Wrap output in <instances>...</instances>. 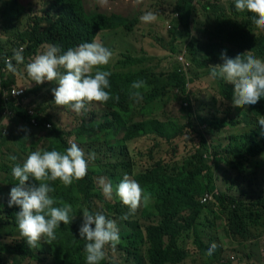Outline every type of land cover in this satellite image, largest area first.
I'll use <instances>...</instances> for the list:
<instances>
[{"label":"trees","instance_id":"trees-1","mask_svg":"<svg viewBox=\"0 0 264 264\" xmlns=\"http://www.w3.org/2000/svg\"><path fill=\"white\" fill-rule=\"evenodd\" d=\"M51 1L53 12L49 11L34 26L30 19L28 28L17 35V48L21 45L25 46L22 52L25 64L30 56L38 54V48L42 45H56L63 52L83 42L97 41L102 32L115 33L131 30L138 23L135 15L129 19L122 18L115 12L100 11L99 9L87 11L85 0ZM195 1L177 0L174 7L177 22L185 27L187 35L190 34L191 17L196 15L193 6ZM211 1L205 0L200 8L201 16L205 19L204 22L217 20L214 41L201 47V52L195 46V49L189 52L188 59L191 62H196L199 69L203 68L207 60L216 65L221 64L220 54L224 51L230 58L250 51L257 58L264 59V34L261 29L260 34H257L258 29L253 23V14L237 12L234 0H228V15L217 16L215 14L218 9L217 5L213 3V0ZM1 2L6 4L7 10L16 5L15 0H0ZM194 21L197 23V19ZM171 45L169 47L173 51L174 48ZM117 56L116 62L109 63L103 70L112 73L109 77L110 89L108 91L113 97L118 95L119 101L116 102L113 99L106 104L92 103L87 105L88 110L79 114L78 117V125H80L75 136L78 135L87 140L88 148L94 149V151L88 149L89 153L85 152L86 156L95 154L86 177L80 181H74L68 187L63 186L59 181L52 183L55 191L51 195L57 201L55 206L71 205L72 223L64 225L61 222L60 228L57 229V240L51 244L41 240L38 248L31 249L26 240L19 235L16 220V214L20 211L19 207L15 205L9 207L6 203L4 210H0V227L3 229L0 230V250L2 252L0 264H37L47 262L48 259L51 264H85L84 245L86 242L79 237L83 210L87 208L90 212H97L96 199H100L104 203L101 209L105 213L107 210L109 214H115L120 219L127 212L124 209L127 207L122 203L110 202L103 198L96 189L95 177L107 176L116 186L118 185L117 178H123L125 174L136 180L150 194L152 200L151 213L145 208L138 210L127 221L120 219L121 222L128 225L126 231L138 230L143 233L137 236L121 235V239L125 243L124 247L137 244L136 238L144 243L145 252L142 263H185V260L189 259V252L184 246V239L191 234L197 255L203 263L219 264L221 255L217 252L211 256L207 254L209 244L204 243L198 231V225L206 221L203 217L204 214L206 212L215 213L216 210L212 208L215 205L224 214V230L230 243L233 245L232 241H234L239 244V248L245 247V250L249 251L245 254L247 258L253 254L254 258L264 261V257L260 255V252L264 255V246L257 238L264 229L262 227L264 220L258 224L260 217L264 214V195H260L254 200L248 197L237 198L226 189L221 192L216 187L214 188L215 178H213L212 166L204 158L205 153L210 151L211 145L207 142L204 134L199 135L196 150H191L187 156L172 163L157 159L144 168L135 169L133 158L128 152V144L137 139L152 136L171 145L176 139L185 135L189 129H193L190 121L180 125L172 116L160 118V115L154 112L160 110L162 113H166L165 106L168 99L175 98L177 94L188 92L187 84L190 73L188 65L179 63L168 69L159 70L156 68L157 63H154V61H159L155 54L142 52L134 55L120 52ZM207 73L210 76V70ZM137 80L146 82V87L140 89L143 98L139 103L129 98V93L132 90L131 85L133 81ZM215 81L222 98L232 100L234 85L221 80ZM15 82L10 78L4 86L8 87V84ZM9 107L19 111V117L24 120L25 126L21 122L14 128H24L19 136L21 141H24L26 149L29 151L28 154L37 150L53 149L63 152L69 146V141L65 137L66 132L57 123H52V127L47 130L48 135H53L54 139L43 144L39 143L33 134L27 131L29 126L26 110L17 107L14 102ZM183 107H188L191 111L190 104ZM0 108L1 117L3 109L1 104ZM234 110L239 113L246 110L244 119L259 126L258 118L264 116V98H261L255 105L236 107ZM41 112L38 111V113ZM227 114L221 118L216 117V120L212 118L213 121L210 124L233 126L239 122L237 119L232 120ZM47 120L51 119L47 118ZM202 121H204L203 118ZM259 129L261 131V128ZM12 130L13 128L8 136L2 135L0 145L6 141L10 142L14 134ZM259 131L252 130L249 133V139L246 142L250 146L243 151L242 157L244 154L250 153L257 156L264 152V134L260 136ZM256 135L259 136V140L256 139ZM26 136L27 139H25ZM230 148L232 145H229L224 151L229 152ZM233 149L238 150V146L235 145ZM22 152L27 155L25 150ZM214 152L216 154V151ZM209 157L213 158V155H209ZM25 160L26 158H23V161ZM230 164L233 168H238L241 174L246 172L247 167L241 165V161L233 160ZM95 167L99 168L98 171L93 169ZM9 169L12 168L9 167ZM246 177L250 178L251 176ZM32 183L38 184L35 181ZM252 186L251 182H246L238 195L249 193ZM214 189L218 191L217 194L213 193L216 201L201 202V197ZM79 215H82L81 219ZM251 238L257 239L251 240ZM214 241L215 239L212 238L211 244ZM231 256H227L228 261L220 264H233L230 260ZM17 259L18 263H14ZM101 264L123 263L116 259L111 260L106 255Z\"/></svg>","mask_w":264,"mask_h":264},{"label":"rangeland","instance_id":"rangeland-1","mask_svg":"<svg viewBox=\"0 0 264 264\" xmlns=\"http://www.w3.org/2000/svg\"><path fill=\"white\" fill-rule=\"evenodd\" d=\"M15 1L16 5L14 8L0 13V48L2 50H15L18 47L17 35L28 28L30 19H32V26H34L35 23L41 18H44L49 11L53 12L51 0ZM176 2L177 0H108L106 5H102L100 0H85L84 4L87 11L99 9L100 11L115 12L122 18L130 19L135 15L138 19V23L131 30H123L115 33L102 32L100 34L97 41L113 52L110 64L116 62L118 59L117 55L120 52H128L134 55L148 52L156 55L159 61H154V63H157V69L162 70L168 69L174 64H179L177 55L183 50H185V57L188 59L189 52L194 50L195 46L201 52V47H205L208 43L214 41L215 38L217 20L204 22L205 19L201 16L200 7L205 0H196L193 4L196 15L194 14V16L191 17L189 35L185 33V27L179 25L177 22L174 12ZM209 2L212 1L209 0ZM213 3H215L218 8L215 13L217 16L228 15V1L226 5L223 3L222 5H218L217 0H213ZM2 6L4 5L2 4ZM149 11L155 14V21L151 23L142 22L140 17L145 12ZM243 13L246 14L247 12ZM194 19H197V23ZM257 29V34H260V29ZM261 31L264 34V30ZM170 44H172L171 47L174 48L173 51L169 47ZM47 46L48 44L39 47L38 54L46 50ZM34 57L35 56L30 57L29 59L32 60ZM29 62L31 61L27 60V63ZM199 62L201 63V61ZM212 65L216 64L207 60L203 66L205 69H199L196 62L190 61L189 82L187 84L188 92L177 94L178 96L176 95L175 98L168 99L165 106L166 113H162L160 110L154 111L160 115V118L172 116L180 125L187 124L190 121L193 129H189L185 135L176 139L171 145L160 138L150 136L130 142L127 149L133 158L135 169L144 168L157 159L172 163L187 156L191 150H196L199 135L204 134L207 142L211 145L210 151L205 153L206 156L204 158L206 161H209L212 166L213 178H215L214 188L216 187L221 192H224V189H226L237 198L248 197L254 200L260 195H264V152L261 153L262 155L257 156L251 155L250 153L244 154L243 157L242 153L250 146V144L246 142V140L249 139V133L252 130L259 131L261 126H256L244 119L246 110L240 113L235 111L234 108L236 107H233V99L224 100L222 98L217 87V82L211 79L207 73ZM8 77L22 80L19 81L18 84L27 87V99L29 103L35 105L37 111H42V113L46 115L45 118H50L53 124L57 123L62 130L66 132L65 137L69 142H76L87 153H89L88 149L94 151V149L88 148L89 146L86 144L87 140L78 135L75 136L80 125H78V117L80 115L73 112L70 108H63L55 105L54 96L51 91L52 88L57 86L54 82H45L39 85L32 82L24 71V65H18L17 73H10ZM165 99H167V97H165ZM189 104L191 106V111H189L188 107H183ZM230 109L233 110L228 111ZM226 114L232 120L237 119L239 122L233 126L228 124L224 126L210 124V122L213 121L212 118L216 120V117L221 118ZM202 118L204 121H202ZM20 120L25 126L24 120L21 118ZM13 122L18 123L17 118ZM15 126L17 125H13L12 128ZM27 131L31 132V134L39 135L38 130L33 133V129L31 131L30 127ZM259 133L261 136V131H259ZM46 135L48 141H50V135H48L47 132ZM255 137L259 140L258 135ZM229 145H232V148L229 149V152H225L224 150H226ZM235 145L238 146V150L233 149ZM214 151H216V154ZM209 155H213V158H210ZM233 160L241 161V165L247 167L244 174H241L238 168L235 169L231 166L230 162ZM93 169L98 171L99 168L95 167ZM128 176L132 179L130 175ZM246 176L251 177L247 178ZM4 179L9 182L11 181V176L7 178L5 176ZM117 179L119 183L122 178L118 177ZM101 181L107 182L111 181V179L107 176H102L101 178L99 176L95 177L96 189L102 194L103 198L110 202L121 203L119 198L115 196V193H113L112 199H107L104 196ZM246 182H251L253 185L252 188H250V192L244 193V195H238V192L241 193V189L245 186ZM115 187L116 186L113 185V189H115ZM151 203L152 200L150 199L149 202L146 205H142L139 210L147 208L151 213ZM103 204L102 200L96 199L98 211L107 218L117 222L120 237L122 234H132L136 236L143 234L138 230L126 231L128 225L121 222L117 215L109 214L107 210L106 213L103 212L101 209ZM212 208L218 212H206L203 216L206 221L198 225V231L204 243L207 245L209 244V246L212 238L215 239L214 242L217 244L215 252L221 255L219 264L228 261L227 256L229 255L235 256V261L232 262L233 264H264V261L261 259L254 258L253 254L250 258H247L245 254L249 253V251L245 250V247L239 248V244L234 241H232L233 245L230 243L229 237L224 230V214L219 210L218 206L215 205ZM124 209L127 211V208ZM79 218L81 219L82 215H79ZM262 220H264V214L260 217L258 224H261ZM262 227L264 228V223ZM14 231L17 230L14 229ZM262 232L264 233V229ZM263 233H259L260 235L257 236V238L260 239ZM257 238H251V240ZM136 239L138 240L137 244L132 246L127 245L126 247H124L125 243L121 239V243L115 250H106L107 257L111 260H119L123 264H144L142 262L144 259L145 245L139 238ZM260 242L264 244L262 241ZM184 246L189 252V259L185 260L186 262L183 264H204L202 259L197 255L198 253L193 244L191 234L188 238L184 239ZM260 255L264 257L261 252ZM191 258L193 261H191ZM37 264H51V261L48 259L47 262L44 261V263L40 262Z\"/></svg>","mask_w":264,"mask_h":264},{"label":"clouds","instance_id":"clouds-1","mask_svg":"<svg viewBox=\"0 0 264 264\" xmlns=\"http://www.w3.org/2000/svg\"><path fill=\"white\" fill-rule=\"evenodd\" d=\"M100 2L106 5L108 0H100ZM234 7L237 12L253 14V23L257 28L264 30V0H234ZM5 10H7L6 4L1 2L0 13ZM140 19L142 22L151 23L155 21L156 16L149 11L145 12ZM24 49V45L15 50L0 48V52L12 56L5 60L6 71L0 72L2 97L0 104L3 106L0 123L5 118L6 109L13 112L8 118L9 124H4L6 132L2 130L1 137L8 136L13 125L17 124L13 121L21 118L19 111L9 107L13 102L17 107L26 110L28 126L32 129V114L29 113L32 105L27 99V87L18 84L22 81L19 79H14L16 82L8 84V87L4 86L10 80L9 74L17 73L18 65H24L27 77L38 85L54 82L57 86L51 91L55 105L70 108L78 115L87 111V105L92 103L106 104L113 99L116 102L119 101L118 95L113 97L108 91L109 77L112 73L103 70L112 60L113 52L102 43L96 40L83 42L63 52L56 45H48L46 50L35 55L32 60L28 59L31 62L27 64L22 54ZM220 59L221 64L210 66V77L213 80L234 85L233 107L255 105L264 98V59L257 58L250 51L238 54L234 58H230L224 51L220 54ZM12 86L24 88V93L21 96H11L8 101H5L4 90ZM144 87H146L144 80L133 81L129 98L139 103L143 98L140 89ZM12 94H18L17 90L13 89ZM18 121V125L21 124V120ZM258 124L261 126V133L264 134V116L258 118ZM1 137L0 143H2ZM94 158V153L86 156L85 151L76 142L70 141L63 152L55 149L33 151L22 165L17 164L12 167L13 187L10 189L8 206L19 207L20 211L16 214L19 235L26 240L29 248H38L41 240L51 244L58 238L57 229L60 228L61 222L64 225L72 223L71 205L55 206L57 201L51 195L55 191L52 183L59 181L63 186L68 187L74 181L84 179L89 171L90 162ZM101 185L107 199H112L115 193L120 202L127 207V212L120 217L122 221L129 220L142 205H146L151 199L150 194L127 174L115 189L111 181H101ZM79 237L86 242L85 264H101L106 258V250H115L121 243L117 222L99 211L93 213L87 208L83 210ZM216 248L217 244L213 242L207 249V254L213 255Z\"/></svg>","mask_w":264,"mask_h":264},{"label":"crops","instance_id":"crops-1","mask_svg":"<svg viewBox=\"0 0 264 264\" xmlns=\"http://www.w3.org/2000/svg\"><path fill=\"white\" fill-rule=\"evenodd\" d=\"M228 0H217L218 5H222V3L224 5H226V2ZM35 107V105H32ZM37 111V110H36ZM38 113V111H37ZM41 116V120H40V126L38 128H34L33 129V133L36 132L37 130L39 131V135H34L33 137L41 144H43L44 142L48 141L47 139V135L46 132L49 129H46V127L44 126V124L47 121L51 120H47L46 115L44 113H40ZM15 125H18L15 124ZM24 128H13L12 132L13 137L10 140V142L6 141L3 144L0 145V210H4V207L6 206V203H9L10 200V189L13 187V180L12 181H6L5 176L7 178V176H12L11 174V170L9 169V167H13L17 164H23V158H27V156L29 155V151H27L28 149H26V145L24 143V141H21V138L19 136V134H21V130ZM31 129V128H30ZM31 129V131H32ZM50 141L54 139L53 135L49 136ZM25 150V152L27 153V155L23 154L22 151ZM13 157H15V159H13ZM6 165H9V167H7ZM6 167V168H5ZM11 185V186H10ZM0 230H3L2 227H0ZM14 263H18V259L14 262Z\"/></svg>","mask_w":264,"mask_h":264},{"label":"built area","instance_id":"built-area-1","mask_svg":"<svg viewBox=\"0 0 264 264\" xmlns=\"http://www.w3.org/2000/svg\"><path fill=\"white\" fill-rule=\"evenodd\" d=\"M185 46V45H184ZM186 47V46H185ZM23 49V48H22ZM12 56L5 53V52H0V72L3 70V71H6V64H5V60L8 59V58H11ZM177 60L180 64L184 63L185 65H188V68L190 66V61L188 59H186L185 57V50H183L182 52H180L178 55H177ZM188 68L186 70V72L188 71ZM13 89H16L17 90V93L16 95H13L12 94V90ZM24 93V88H18V87H15V86H12L10 89H5L4 90V93H3V98L5 101H8V99L11 97V96H21L22 94ZM13 112L10 110V109H6L4 111V114H5V118H3V121L0 123V137H1V131L3 130L4 132H6V129L4 128V124L5 125H8L9 124V116L12 114ZM29 113L32 114V119H31V122H32V127L34 128H38L40 126V120H41V116H40V113H37L36 109L34 106H32V110H29ZM44 126L46 127V129H50L52 127V122L50 121H47ZM217 194L218 191L216 189H214L212 192H206L202 197H201V202H206V201H209V202H212V201H216L215 198H214V194ZM259 241H262L264 243V233L263 235L260 237ZM262 246H264V244H262ZM263 253V251H262ZM230 260L232 262L235 261V256L232 255L230 257Z\"/></svg>","mask_w":264,"mask_h":264}]
</instances>
